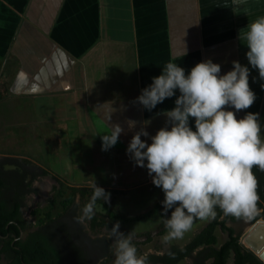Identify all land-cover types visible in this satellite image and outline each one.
Segmentation results:
<instances>
[{
  "label": "crops",
  "instance_id": "obj_1",
  "mask_svg": "<svg viewBox=\"0 0 264 264\" xmlns=\"http://www.w3.org/2000/svg\"><path fill=\"white\" fill-rule=\"evenodd\" d=\"M228 2L0 0V99L6 91L17 104L11 112L18 137L31 135L32 151L45 150L48 172L63 182L96 185L114 196L152 190L147 169L135 166L126 149L141 127L149 133L141 139L151 143L166 126L163 112L175 106L179 92L152 111L136 98L170 61L186 74L209 59L221 66L220 75L234 60L251 68L248 48L237 37L264 16V0H248L247 16L224 7ZM249 85L253 105L227 110L237 119L259 113L263 134L264 80L255 69ZM115 125L124 131L103 151L101 136Z\"/></svg>",
  "mask_w": 264,
  "mask_h": 264
},
{
  "label": "clouds",
  "instance_id": "obj_2",
  "mask_svg": "<svg viewBox=\"0 0 264 264\" xmlns=\"http://www.w3.org/2000/svg\"><path fill=\"white\" fill-rule=\"evenodd\" d=\"M247 3L248 0H229L224 7L247 16L251 14ZM237 38L248 48L245 55L251 68L234 60L232 69L220 75L221 66L209 59L197 63L186 74L183 67L170 61L136 98L135 102L152 111L179 92L175 106L163 112L166 126L150 137L151 143L141 139L149 137L141 127L126 149L134 165L146 168L153 185L164 193L158 221L166 229L162 236L166 246L182 240L195 220L215 219L217 209L237 220L251 219L260 212L259 182L252 171L256 167L264 172L259 113L248 112L237 119L235 112L227 109L238 112L253 105L256 96L249 85L251 69L257 70L264 80V16L248 23ZM129 127H135V122H129ZM123 131L115 125L110 134L102 135V150L115 146ZM109 197L95 185L91 199L82 209L83 216L92 219L96 202H107ZM119 229L120 222L116 221L110 230L116 245L114 264H149L147 256L137 254L133 234ZM168 255L175 259L170 250Z\"/></svg>",
  "mask_w": 264,
  "mask_h": 264
},
{
  "label": "rangeland",
  "instance_id": "obj_3",
  "mask_svg": "<svg viewBox=\"0 0 264 264\" xmlns=\"http://www.w3.org/2000/svg\"><path fill=\"white\" fill-rule=\"evenodd\" d=\"M1 97L0 179L7 184L17 182L20 186L17 199L21 203V215L27 223L24 233L43 228L42 231L49 234L51 243L58 246L62 264H114L116 245L110 236V230L116 221L120 222L121 232L133 234L137 254L143 256L162 255L172 247L184 246L191 240L196 230L209 222L195 220L192 230L186 233L182 240L173 241L170 246H166L162 242L166 229L163 222L158 221L163 212L161 201L164 199V193L155 185L152 190H135L131 193L121 191L115 196L112 192H107L110 194L109 200L107 202L98 200L95 215L92 219H87L83 216L82 209L91 199L94 188L86 183L63 182L48 172L47 166L50 164V159H45L46 151L40 150L38 154H35L31 149V135L25 136L26 140L24 137H18L17 124L11 112L14 110L11 108L17 105L15 100L10 98L6 91L1 94ZM27 121L30 122L31 117ZM261 135L264 139V132ZM16 141L23 143H16ZM35 162H41L44 169L37 166ZM4 163L20 165L34 174L24 183L23 175L18 178L14 172H7V169L3 171ZM3 193L6 199V192L3 191ZM7 201L10 203V199ZM115 212L121 215L115 217ZM170 214L171 210L168 216ZM258 219H264V213ZM48 223L51 224L47 225ZM252 223L251 219L226 222L239 237L249 229ZM226 235L217 228L216 244L221 243ZM9 258L10 253H5L2 263ZM149 264L165 263L149 261ZM175 264H193V260L190 257H184ZM226 264H231V259Z\"/></svg>",
  "mask_w": 264,
  "mask_h": 264
},
{
  "label": "trees",
  "instance_id": "obj_4",
  "mask_svg": "<svg viewBox=\"0 0 264 264\" xmlns=\"http://www.w3.org/2000/svg\"><path fill=\"white\" fill-rule=\"evenodd\" d=\"M252 171L259 182L258 192L261 201L258 207L262 209L259 214L251 218L254 222L264 213V172L256 167ZM43 173L46 174L45 171ZM2 184L3 182H0V189ZM20 208V201L15 204H0V236L6 235V246L0 252H11L14 255L12 264H62L58 246L51 243L49 234L44 233L43 228L30 230L26 232L25 237H20V233L24 232L27 227ZM119 215L121 214L115 212V217ZM236 220L234 217L225 216L217 209L216 218L210 220L187 244L170 249L175 253V259L169 257L168 250L162 255H148V261L175 264L184 257H190L193 264H226L230 259L232 264H263L252 251L239 242V235L235 234L234 229L226 224L227 221ZM217 228L227 234L226 239L218 245L215 236Z\"/></svg>",
  "mask_w": 264,
  "mask_h": 264
},
{
  "label": "flooded vegetation",
  "instance_id": "obj_5",
  "mask_svg": "<svg viewBox=\"0 0 264 264\" xmlns=\"http://www.w3.org/2000/svg\"><path fill=\"white\" fill-rule=\"evenodd\" d=\"M14 166V167H13ZM2 169L3 171H6L7 172H14L17 174L18 178L21 177V175L24 176V183L27 182V179L29 177H32L34 173L26 171L24 168H22L20 165H17V164H3L2 165ZM10 177V176H8ZM0 182H3L2 184V187L0 189V204H6L8 203L7 199H10V204H15L16 202H18V199H17V196L19 195V185L17 182H12L10 184H7L6 182H4V180L0 179ZM3 191H5L6 193V199L4 197V193ZM27 233H24V232H21L20 233V237H25ZM6 246V235H2L0 236V251L1 249ZM6 252L3 251V252H0V264H12V260L14 258V255L10 252V258L8 260H6L4 263H2V258H3V255L5 254Z\"/></svg>",
  "mask_w": 264,
  "mask_h": 264
},
{
  "label": "bare ground",
  "instance_id": "obj_6",
  "mask_svg": "<svg viewBox=\"0 0 264 264\" xmlns=\"http://www.w3.org/2000/svg\"><path fill=\"white\" fill-rule=\"evenodd\" d=\"M242 241L264 259V222L259 223L250 235L242 238Z\"/></svg>",
  "mask_w": 264,
  "mask_h": 264
},
{
  "label": "water",
  "instance_id": "obj_7",
  "mask_svg": "<svg viewBox=\"0 0 264 264\" xmlns=\"http://www.w3.org/2000/svg\"><path fill=\"white\" fill-rule=\"evenodd\" d=\"M14 167V166H13ZM261 222H264V219H257V220H255L252 224H251V226L249 227V229L243 234V235H241L240 237H239V242L241 243V244H243V241H242V238L243 237H246V236H248V235H250L252 232H253V230L256 228V226L259 224V223H261ZM244 245V244H243ZM247 249H249L250 251H252L255 255H256V257L264 264V259L262 258V257H260V256H258L254 251H253V249H251V248H249V247H247V246H245Z\"/></svg>",
  "mask_w": 264,
  "mask_h": 264
}]
</instances>
